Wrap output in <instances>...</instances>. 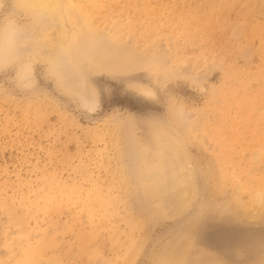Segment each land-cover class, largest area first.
Returning a JSON list of instances; mask_svg holds the SVG:
<instances>
[{"label": "rangeland", "instance_id": "obj_1", "mask_svg": "<svg viewBox=\"0 0 264 264\" xmlns=\"http://www.w3.org/2000/svg\"><path fill=\"white\" fill-rule=\"evenodd\" d=\"M40 2L0 0V264H264V0Z\"/></svg>", "mask_w": 264, "mask_h": 264}, {"label": "bare ground", "instance_id": "obj_2", "mask_svg": "<svg viewBox=\"0 0 264 264\" xmlns=\"http://www.w3.org/2000/svg\"><path fill=\"white\" fill-rule=\"evenodd\" d=\"M39 1V0H38ZM42 3H44V4H47L48 2H49V0H48V2H47V0H40ZM34 2V1H33ZM40 2V3H41ZM47 2V3H46ZM36 3V2H35ZM51 7V6H50Z\"/></svg>", "mask_w": 264, "mask_h": 264}]
</instances>
